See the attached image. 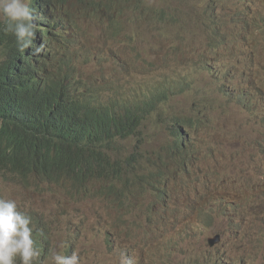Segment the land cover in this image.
<instances>
[{"label":"rangeland","instance_id":"374dc122","mask_svg":"<svg viewBox=\"0 0 264 264\" xmlns=\"http://www.w3.org/2000/svg\"><path fill=\"white\" fill-rule=\"evenodd\" d=\"M110 1L70 0L65 11L77 21L70 25L75 64L90 88L104 91L106 102L158 110L142 134L117 138L116 155L128 156L143 139L146 151L161 150L170 163L172 125L194 114L201 121L185 130L199 160L179 178L169 207L156 201L154 187L133 186L110 201L73 196L82 189L68 178H35L31 186L0 178V196L48 235L37 264L50 248L76 251L81 264H264V158L251 145L264 130V0H135L123 13L109 9ZM250 87L259 94L249 110L230 93ZM162 170L169 183L176 178L171 164Z\"/></svg>","mask_w":264,"mask_h":264},{"label":"trees","instance_id":"16d2710c","mask_svg":"<svg viewBox=\"0 0 264 264\" xmlns=\"http://www.w3.org/2000/svg\"><path fill=\"white\" fill-rule=\"evenodd\" d=\"M69 2L30 0L35 37L22 51L15 36L5 31V22L0 20L1 184L15 181L31 186L35 178H47L54 183L68 178L72 186L82 189V194L77 191L73 196L99 193L107 195L110 201L121 193L131 192L133 186L154 187L159 190L156 201L169 207L170 193L178 187L179 178L182 174L190 176L194 172L193 162L199 160L189 151L191 139L185 128L196 127L202 116L181 115L172 125L170 163L162 160L161 153L145 157L147 148L143 139L136 142L134 152L128 156L116 155L120 144L117 138L127 133L142 134V124L155 118L156 113L159 118L158 110L150 104L106 102L99 94L104 91L90 88L92 79L78 73L73 63L76 35L70 25L76 26L77 21L65 11ZM81 3L87 7L97 2ZM134 3L135 0H112L108 8L123 13ZM102 9L98 4L97 10ZM86 54V63H93V54L88 49ZM258 94L251 87L230 93L249 110L255 106ZM260 118L264 124V117ZM251 145L264 158V130L263 138ZM169 164L170 173L176 177L171 183L170 174L162 170ZM31 219L36 246L48 247L47 233L33 216ZM261 235L264 237V222Z\"/></svg>","mask_w":264,"mask_h":264},{"label":"clouds","instance_id":"9594fccd","mask_svg":"<svg viewBox=\"0 0 264 264\" xmlns=\"http://www.w3.org/2000/svg\"><path fill=\"white\" fill-rule=\"evenodd\" d=\"M0 16L4 18L5 31L15 36L21 51L32 44L35 24L25 0H0ZM33 231L31 217L19 210L17 202L0 198V264H37L41 253ZM44 264H81V258L76 251L65 255L50 248Z\"/></svg>","mask_w":264,"mask_h":264},{"label":"bare ground","instance_id":"6f19581e","mask_svg":"<svg viewBox=\"0 0 264 264\" xmlns=\"http://www.w3.org/2000/svg\"><path fill=\"white\" fill-rule=\"evenodd\" d=\"M202 1V0H201ZM205 2V1H204ZM197 4V3H196ZM195 5V4H194ZM205 5V4H204ZM203 5V6H204ZM196 7H198V6H196ZM201 7V6H200ZM42 8V7H41ZM114 8V7H113ZM115 10H117L116 8H114ZM204 10H205V8H204ZM118 11V10H117ZM157 14V13H156ZM154 17H156V16H154ZM94 18H95V16H94ZM43 27V26H42ZM45 28V27H44ZM120 28V27H119ZM39 29H41V28H39ZM119 30V29H118ZM45 31V30H44ZM48 45V44H47ZM50 47V46H49ZM51 47H53V46H51ZM55 48V47H54ZM52 51H53V48H52ZM52 51H50V52H52ZM55 51H57V50H55ZM54 51V52H55ZM100 60V59H99ZM75 61L76 60H73V63L75 64ZM98 61V60H97ZM96 61V62H97ZM45 65V64H44ZM103 65V64H102ZM50 69H52L53 70V67L52 66H50V65H47ZM237 92V91H236ZM238 93V92H237ZM178 119V118H177ZM177 119H175V121L177 120ZM175 123V122H174ZM183 129H184V127H183ZM173 133H174V128H173ZM174 143V141L173 142H170L169 143V146H168V150H169V155L171 154V149H170V147L172 146V144ZM217 143V142H216ZM223 143V142H222ZM150 153H161V155H162V152H161V150H158V151H149ZM207 152H209L208 150H207ZM145 154H146V156H147V153L145 152ZM145 156V157H146ZM163 156V155H162ZM194 164V163H193ZM90 199V198H89ZM89 201V200H88ZM91 201V200H90ZM92 203V202H91ZM95 204V202H93V205ZM239 208V207H238ZM115 236H117V235H115ZM246 236H248V235H246ZM249 236H251V235H249Z\"/></svg>","mask_w":264,"mask_h":264},{"label":"water","instance_id":"95a60500","mask_svg":"<svg viewBox=\"0 0 264 264\" xmlns=\"http://www.w3.org/2000/svg\"><path fill=\"white\" fill-rule=\"evenodd\" d=\"M219 240H220V237H219V235H217L215 238H210V239H209V244H210L211 246H213V245H215L216 243H218Z\"/></svg>","mask_w":264,"mask_h":264}]
</instances>
